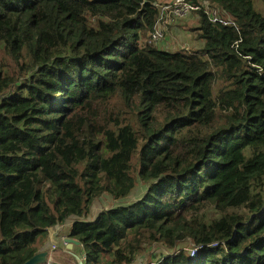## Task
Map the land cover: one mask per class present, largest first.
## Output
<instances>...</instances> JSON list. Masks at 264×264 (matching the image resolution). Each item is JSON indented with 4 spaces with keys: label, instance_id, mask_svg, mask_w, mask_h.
I'll return each instance as SVG.
<instances>
[{
    "label": "trees",
    "instance_id": "16d2710c",
    "mask_svg": "<svg viewBox=\"0 0 264 264\" xmlns=\"http://www.w3.org/2000/svg\"><path fill=\"white\" fill-rule=\"evenodd\" d=\"M156 1L0 0V264L69 219L83 264H264V15L183 0L204 44L170 52L140 43Z\"/></svg>",
    "mask_w": 264,
    "mask_h": 264
},
{
    "label": "rangeland",
    "instance_id": "374dc122",
    "mask_svg": "<svg viewBox=\"0 0 264 264\" xmlns=\"http://www.w3.org/2000/svg\"><path fill=\"white\" fill-rule=\"evenodd\" d=\"M171 0H157L156 5L158 9V17L161 16L162 7L167 4L171 5ZM254 8L264 15V3L260 0H253ZM207 9H216L218 7L212 4H207ZM165 18V15L163 16ZM176 19V20H175ZM172 19V22H160L158 27L163 33V37L160 41L152 43L150 41V33L143 35L140 39V43L144 46L149 45L159 50L170 51V52H183V53H192L198 51L203 47L204 41L199 38V32L197 30L199 26L200 15L199 13L192 12L190 16L186 19H179L178 17ZM0 57L3 55L0 53ZM146 190V186L141 182H138L132 193L124 200L113 201L109 196H102L101 198L95 200L90 210L93 207L95 213L99 210L110 209L118 205L130 204L134 201L139 200ZM210 217L214 216V213L210 211L208 213ZM64 235H67V231L63 232ZM47 239V238H46ZM46 241V240H45ZM188 242H182L177 247L187 248ZM140 250L131 257L129 264H152L160 257L170 254L171 250L163 246L161 243H146L141 244ZM46 250V249H44ZM104 264V262L102 263Z\"/></svg>",
    "mask_w": 264,
    "mask_h": 264
},
{
    "label": "crops",
    "instance_id": "0c3cea01",
    "mask_svg": "<svg viewBox=\"0 0 264 264\" xmlns=\"http://www.w3.org/2000/svg\"><path fill=\"white\" fill-rule=\"evenodd\" d=\"M99 211L95 213L92 207L90 210V219H93ZM73 220L74 219H69L62 225L48 229L47 239L40 251L46 249L48 261H51L53 264L83 263L84 258L82 257L80 245H69L64 243V239L69 237L68 233ZM64 231H67V235L63 234Z\"/></svg>",
    "mask_w": 264,
    "mask_h": 264
},
{
    "label": "built area",
    "instance_id": "2783aa9c",
    "mask_svg": "<svg viewBox=\"0 0 264 264\" xmlns=\"http://www.w3.org/2000/svg\"><path fill=\"white\" fill-rule=\"evenodd\" d=\"M183 0H172L171 5H164L161 9V16L159 17L158 22L155 24L152 32L150 33V41L152 43L160 41L163 37V33L161 29L158 27V24L160 22H172V19L179 18V19H186L190 16L192 12H195L197 10L196 7L188 6L185 4H182ZM205 13L210 18L211 22H218L223 25H227V21L223 16L219 15L218 10L216 9H205ZM165 15V18L163 16ZM176 20V19H175ZM45 264H53L51 261L45 263Z\"/></svg>",
    "mask_w": 264,
    "mask_h": 264
},
{
    "label": "water",
    "instance_id": "95a60500",
    "mask_svg": "<svg viewBox=\"0 0 264 264\" xmlns=\"http://www.w3.org/2000/svg\"><path fill=\"white\" fill-rule=\"evenodd\" d=\"M64 243L69 244V245H79L80 244L78 241H75L71 237H67L66 239H64ZM47 262H49L48 253L47 251L43 250L37 253L36 255H34L28 261L24 262L23 264H45ZM79 264H83V263L80 262Z\"/></svg>",
    "mask_w": 264,
    "mask_h": 264
}]
</instances>
